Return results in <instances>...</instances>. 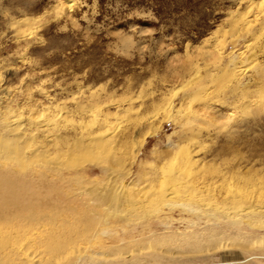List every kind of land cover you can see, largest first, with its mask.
Segmentation results:
<instances>
[{"label": "rangeland", "instance_id": "374dc122", "mask_svg": "<svg viewBox=\"0 0 264 264\" xmlns=\"http://www.w3.org/2000/svg\"><path fill=\"white\" fill-rule=\"evenodd\" d=\"M0 106V204L67 216L58 264H264V0H0ZM104 114L124 148L30 142Z\"/></svg>", "mask_w": 264, "mask_h": 264}, {"label": "bare ground", "instance_id": "6f19581e", "mask_svg": "<svg viewBox=\"0 0 264 264\" xmlns=\"http://www.w3.org/2000/svg\"><path fill=\"white\" fill-rule=\"evenodd\" d=\"M79 107H81V105ZM130 107H131V105H130ZM2 114L3 113L0 112V122H3L4 124L2 123L3 126L0 128V131H4L5 133L9 132L12 135H17V140H18V141H13L11 139H5L4 140L3 135L1 134L2 137L0 136V161L4 162V161H8L7 156H9L8 154L12 155L11 151L13 149L14 150H21L20 148H22V145H23V141H24L23 139L25 138L24 132L26 131V129L23 126L19 125V124L16 125V124L8 121V119L5 117L6 115H2ZM57 115H59V114H56L54 116V119L58 117ZM67 115H69V114H67ZM78 115L80 116V114H78ZM108 118H110V117H108ZM108 118H107V115H105V114L100 116V119L97 121L98 127H97L96 131H94L93 129L91 131H87V132L84 131L85 133L83 132V133L75 134L74 137L73 136L69 137V136H65V135H59V136L55 135V136L52 137L54 141H50V140L47 141V139H48V137H46L47 134L45 136L43 135V136L37 137V138L33 137L35 135V133H36V130L38 129V127H36L35 133H32V138H31L32 141H30V142L31 143H35V142L36 143L37 142L40 143L41 141L46 140L43 149L45 148L46 145H51L53 147L58 146V148H59V146H61V145L71 146L70 143H72V146H74L73 144H75L77 146V143H79L80 146L83 149V148H86L87 146L89 147V145H91V144H103V142H106V140L108 141V139H110L111 140L110 144L114 143L116 145V147L114 145L115 148H117V149L120 148V147L124 148L125 147L124 144H127V142H125L126 139H127L126 137H129V136H127L128 135L127 131L124 130V132H126V133L121 132L118 135H112L114 133V131L112 130V126H111L112 123L109 121ZM55 120H57V119H55ZM71 122H72V120H71ZM83 122H85V121H83ZM57 123L58 122L55 121L54 125L56 126ZM78 124H80V122ZM83 125H85V124H83ZM47 127L45 125H43V128L48 129ZM53 128H55V127H53ZM83 130H85V129H83ZM152 130L153 129H151V131ZM46 132H48V131H46ZM48 134H49V132H48ZM127 141H128V139H127ZM24 143H26V142H24ZM107 143H109V142H107ZM39 148L40 147H38L37 150L34 149V151L32 152L33 156L37 157L36 152L40 153V156H41V153H42L41 151L43 149L40 151ZM46 148H47V146H46ZM59 149H61V148H59ZM44 153L45 152L43 151V154ZM21 155H22V153H21ZM46 155H48V154H46ZM10 157L11 156H9V158ZM190 161L192 162V160H190ZM100 169H101L102 172H105L104 171L105 169H104V167H102V165L100 166ZM124 176L130 177L131 176L130 170H129V172H125ZM132 176H133V174H132ZM121 179H123V177H121ZM123 180H121L120 182H122ZM135 182H133V180L131 179L128 185H126L125 183H124L125 185L120 183L117 187L123 193L125 191H130L131 189H133L137 185ZM148 182H151V181L147 180V183ZM12 186L13 185L10 184L8 186V188H10ZM116 191H117V189H116ZM171 191H168L167 196H170V197L173 196L174 191L173 192H171ZM100 198H99L100 202L101 201L103 203L107 202V199H106L107 197H101L100 196ZM4 201H5V203L0 204V224L1 225H2V223L5 224V222L7 223L9 221L10 222L17 221V222H14L15 226H18V224L21 226L22 224L24 225V223H25V225L27 227L31 228L30 230L25 228L26 230H29V232L33 231L32 229H35L37 226H39L40 230L38 231V229L36 228L35 231H33L31 233L32 235L31 236L29 235L27 240L29 239L30 241L26 242L27 245H25L24 242L21 241L22 239H20V237L15 236L13 233H6L5 231H3V232L0 231V264H28V263H31V262H34V261H37V260H39L42 264H44L45 262H46L45 264H58L59 255H60V254L58 255V252L61 249V247L63 246L64 241L61 244L62 236L60 235V232L58 231L57 226L58 225H62L64 227L63 224L68 225V221L66 220L67 216L62 214V212L60 214L58 212H55L52 207H51V210H49L47 212H41V210L39 211L38 206H41V204L43 202L35 201V200L29 199V198H21V199L20 198H9V199H4ZM179 205L185 206V204L183 205V203H180ZM189 207H190V205H189ZM197 208L199 209L200 207H197ZM191 211L194 212L195 210L192 209ZM196 211H198V210H196ZM250 211L253 212V213L254 212H256V213L260 212L259 210H257V209L254 210L252 208H250ZM199 213H201V212H199ZM204 213H205V211H204ZM196 214H198V213H196ZM224 214H225V218H230V219L232 218L231 215L226 214V213H224ZM198 221H195V222H198ZM10 224H12V223H10ZM14 228L16 229V227H12L10 229H14ZM63 229H61V230L63 231ZM67 230H68V228H67ZM63 233H65V232H63ZM26 236H27V233H26ZM64 237H67V236H64ZM64 239H66V238H64ZM24 240H26V239H24ZM43 240H48V242L51 244V247H52L51 248V252H50V257L49 258L47 257V259H48L47 261H46V257H45V256H49V255H47V253L45 255L44 253L37 252L39 249L37 251L33 250V248H35V247L37 248L36 244H38L39 241L41 243ZM35 263H37V262H35ZM61 264H72V263L69 260L65 259V261L62 262Z\"/></svg>", "mask_w": 264, "mask_h": 264}]
</instances>
